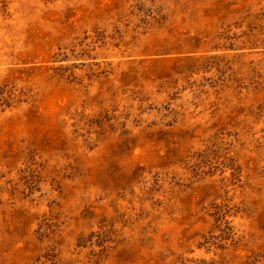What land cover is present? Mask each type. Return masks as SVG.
<instances>
[{
    "label": "rangeland",
    "instance_id": "1",
    "mask_svg": "<svg viewBox=\"0 0 264 264\" xmlns=\"http://www.w3.org/2000/svg\"><path fill=\"white\" fill-rule=\"evenodd\" d=\"M0 264H264V0H0Z\"/></svg>",
    "mask_w": 264,
    "mask_h": 264
}]
</instances>
